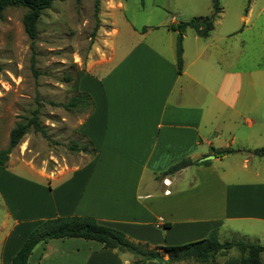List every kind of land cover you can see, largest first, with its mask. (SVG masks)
<instances>
[{
    "label": "crops",
    "instance_id": "0c3cea01",
    "mask_svg": "<svg viewBox=\"0 0 264 264\" xmlns=\"http://www.w3.org/2000/svg\"><path fill=\"white\" fill-rule=\"evenodd\" d=\"M100 1L113 19L104 36L109 59L88 64L76 89L87 95L78 132L91 154L66 175L48 181L40 177L43 183L24 181L27 191L17 192L18 216H12V227L0 241V263L10 264L41 221L61 215L91 216L149 247L192 242L212 231L218 236L222 230L228 240L244 238L264 246V155L254 152L264 148V95L256 92L252 79L250 88L242 89V75L251 72L221 71L210 87L201 84L187 71L182 55V70L177 72L172 39L176 30L165 27V37L153 33L158 26L148 25L139 38L124 36L118 44L113 11L123 3ZM127 26L138 34L135 26ZM212 30L194 38L207 39ZM200 44L189 65L215 41ZM228 147L237 151L218 156L212 152ZM208 155L214 157L205 159ZM183 158L209 162L167 172ZM231 249L238 257H231ZM231 249L217 257L223 258L217 259L220 264L239 263L238 250ZM134 260L131 253L104 248L96 240L68 237L39 242L27 264ZM143 264L165 263L152 259Z\"/></svg>",
    "mask_w": 264,
    "mask_h": 264
},
{
    "label": "rangeland",
    "instance_id": "374dc122",
    "mask_svg": "<svg viewBox=\"0 0 264 264\" xmlns=\"http://www.w3.org/2000/svg\"><path fill=\"white\" fill-rule=\"evenodd\" d=\"M120 1L123 7L113 11L119 29L114 37L118 44L124 36L132 40L139 38V31L148 25L158 26L153 33L166 37L165 27L173 24L172 21L176 26L212 12L211 0ZM218 3L221 10L214 19L209 38L195 39V31L190 27L183 29L180 35L175 29L177 34L174 33L172 39L176 45L180 39L185 67L208 87L221 71L237 74L250 71L242 75V89L250 88L248 79H252L256 92L264 95V0H251L248 6L247 0H218ZM25 10L21 6L7 7L0 19V149L8 146L9 132L15 124L26 123L33 115L48 137L30 125L11 149L5 166H0L6 171H0V192H3L0 241L12 227L13 217L18 216L17 192L27 191L24 181L43 183L40 177L48 181L66 175L90 156L91 150H81L82 145L88 144L78 132L87 105L65 107L64 104L78 94V78L85 67L92 62L108 61L110 53L104 36L113 19L108 10L102 9L101 1L95 13L93 0H54L49 8L42 10L33 40L23 27ZM127 24L135 26L138 34H131ZM211 40L215 45L189 65L200 43ZM195 87L202 89L200 85ZM73 143L78 146L73 147ZM228 238L223 230L218 235L221 241ZM230 251L231 257H238L235 249ZM183 263L205 264L192 259Z\"/></svg>",
    "mask_w": 264,
    "mask_h": 264
},
{
    "label": "trees",
    "instance_id": "16d2710c",
    "mask_svg": "<svg viewBox=\"0 0 264 264\" xmlns=\"http://www.w3.org/2000/svg\"><path fill=\"white\" fill-rule=\"evenodd\" d=\"M54 0H0V19L7 7H24L25 13L22 17V23L25 32L30 39H35L37 28L36 24L42 10L49 8ZM62 1V0H61ZM79 1V0H75ZM212 12L209 15L193 17L188 21L181 22L176 26L170 25V28L178 31L190 27L201 37H206L213 29L214 19L221 10L218 0H211ZM100 0H93L95 13L98 12ZM250 0H247V6ZM177 27V28H176ZM182 48L180 39L176 45V67L177 72L182 70ZM1 68V66H0ZM87 95L78 93L70 98L64 104L65 107H74L85 103ZM32 125L35 131L40 132L44 137L48 134L39 122L36 115H33L26 123H17L9 132V143L4 149H0V166L4 167L11 149L16 146L20 139L26 134L29 126ZM73 147L78 146L73 143ZM81 146V150H85ZM232 148L213 149L212 152L218 156L226 153L236 152ZM258 155H264V148L254 151ZM209 160L201 162L193 161L189 158H183L167 169L171 173L191 164H205ZM76 237L87 240H96L104 248L116 249L122 252H129L134 256V264H143L148 260L154 259L156 255H167L165 264L178 262L182 260H195L205 264H220L217 257L226 253L231 248H236L239 252L238 264H264V246L248 241L244 238H234L220 241L215 231L209 233L206 237L176 245H155L149 247L147 243H133L129 241L125 234L114 227L100 224L91 216L80 215H61L47 218L35 226L24 238L22 244L13 255L10 264H27L28 257L36 244L47 241L51 238H68Z\"/></svg>",
    "mask_w": 264,
    "mask_h": 264
},
{
    "label": "water",
    "instance_id": "95a60500",
    "mask_svg": "<svg viewBox=\"0 0 264 264\" xmlns=\"http://www.w3.org/2000/svg\"><path fill=\"white\" fill-rule=\"evenodd\" d=\"M210 157H214V155H208L206 157H204L205 159H209ZM154 259L157 260V261H160V262H165L166 259L160 255H156L154 256Z\"/></svg>",
    "mask_w": 264,
    "mask_h": 264
}]
</instances>
